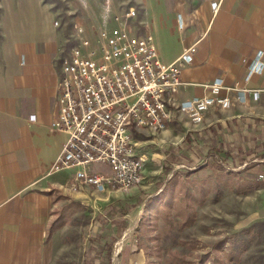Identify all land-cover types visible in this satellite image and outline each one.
Returning a JSON list of instances; mask_svg holds the SVG:
<instances>
[{
    "label": "crops",
    "instance_id": "obj_1",
    "mask_svg": "<svg viewBox=\"0 0 264 264\" xmlns=\"http://www.w3.org/2000/svg\"><path fill=\"white\" fill-rule=\"evenodd\" d=\"M22 1L2 3L0 11V264H47L50 241L61 229L53 226L60 210L101 193L88 187L73 192L69 185L76 169L52 172L68 138L52 127L60 114L63 41L55 14L42 0ZM145 8L148 30L141 35L155 38L164 64L195 46L177 101L205 97L206 85L222 78V93L233 105L210 109L200 126L173 109L163 132L133 129L135 152L145 160L143 191L161 192L170 183L172 170L160 186L145 180L154 172L153 145L161 149L160 160L172 162L175 152L182 166L224 162L236 171L255 163L264 170V71L247 78L249 61L263 52L264 62V0H147ZM239 91L246 92L244 103ZM133 200L137 197L127 203Z\"/></svg>",
    "mask_w": 264,
    "mask_h": 264
},
{
    "label": "rangeland",
    "instance_id": "obj_2",
    "mask_svg": "<svg viewBox=\"0 0 264 264\" xmlns=\"http://www.w3.org/2000/svg\"><path fill=\"white\" fill-rule=\"evenodd\" d=\"M4 1L0 0V11L2 3L21 2ZM42 1L56 16L63 55L76 43L75 24L84 26L93 38L103 28L113 29L115 19L126 17L131 7L136 17L130 25L139 34L148 30L147 0ZM152 148L154 172L146 173L145 180L160 186L172 170L165 189L143 191L142 183L137 186L141 191L133 195L131 190L137 187L71 201L67 210H61L68 220L50 241L47 264H264V179L260 176L264 170L255 163L236 171L224 162L205 166L187 161L182 166L175 152L170 162L160 160L158 145ZM95 168L109 170L103 164ZM153 192L157 195L147 198ZM238 237L246 240L239 245ZM234 252L238 262L229 259Z\"/></svg>",
    "mask_w": 264,
    "mask_h": 264
},
{
    "label": "built area",
    "instance_id": "obj_3",
    "mask_svg": "<svg viewBox=\"0 0 264 264\" xmlns=\"http://www.w3.org/2000/svg\"><path fill=\"white\" fill-rule=\"evenodd\" d=\"M129 11L126 17L115 19L113 29L103 28L93 38L84 26L75 24L76 43L62 60L60 114L52 127L68 138L51 169L77 170L69 185L73 192L88 187L93 194H103L143 183L145 160L135 152L133 129L153 135L163 132L173 109L200 126L210 109L227 110L233 105V98L222 93V78L206 85L209 94L205 97L178 102L181 74L192 63L195 46L164 64L155 38L150 33L138 34L130 25L136 11L133 7ZM179 23L183 28L182 19ZM262 58L260 52L248 62V79L263 73ZM254 95L259 98V92ZM237 98L244 103L246 92L239 91ZM95 164L110 167L111 172L93 171L90 167Z\"/></svg>",
    "mask_w": 264,
    "mask_h": 264
},
{
    "label": "trees",
    "instance_id": "obj_4",
    "mask_svg": "<svg viewBox=\"0 0 264 264\" xmlns=\"http://www.w3.org/2000/svg\"><path fill=\"white\" fill-rule=\"evenodd\" d=\"M69 49H67V50H69ZM64 212H66V211L60 210L58 219L53 222L54 228H62L64 226V224L67 223L68 215L66 216V214H65V216H64L63 215ZM247 232L248 231L245 230L246 234H248ZM245 240L246 239L244 237H242V238L238 237L236 243L241 245V243H244ZM229 259H230V261L238 262L239 261V255L237 256V254L234 252L230 255ZM213 264H225V263H221L220 261H214Z\"/></svg>",
    "mask_w": 264,
    "mask_h": 264
}]
</instances>
